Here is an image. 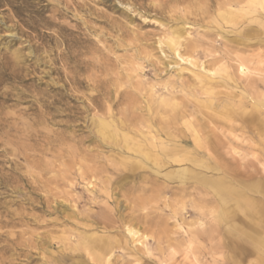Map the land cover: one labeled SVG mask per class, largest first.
Masks as SVG:
<instances>
[{
    "label": "rangeland",
    "instance_id": "rangeland-1",
    "mask_svg": "<svg viewBox=\"0 0 264 264\" xmlns=\"http://www.w3.org/2000/svg\"><path fill=\"white\" fill-rule=\"evenodd\" d=\"M263 202L264 0H0V264H264Z\"/></svg>",
    "mask_w": 264,
    "mask_h": 264
},
{
    "label": "bare ground",
    "instance_id": "bare-ground-1",
    "mask_svg": "<svg viewBox=\"0 0 264 264\" xmlns=\"http://www.w3.org/2000/svg\"><path fill=\"white\" fill-rule=\"evenodd\" d=\"M240 71H244V68H243V66L241 65L240 66ZM241 73V72H240ZM100 120V119H99ZM98 124V123H97ZM104 122H103V120L102 121H100L99 122V127L101 128V127H103L104 126ZM154 138V137H153ZM194 139V138H193ZM146 141H148V140H146ZM157 146V145H156ZM142 147V146H141ZM136 148V147H135ZM146 150V149H145ZM144 150V151H145ZM147 151H149V150H147ZM143 153V152H142ZM215 183V182H214ZM211 185V184H210ZM214 187H215V185H214ZM217 187H219V186H217ZM219 189V188H218ZM234 189V188H233ZM239 190V189H238ZM252 190V189H251ZM261 194V193H260ZM263 194V193H262ZM236 195V194H235ZM235 195H233V196H235ZM263 196V195H262ZM258 200V199H257ZM260 201V200H259ZM238 202V201H237ZM262 202V201H261ZM263 204H264V202H263ZM238 205V204H237ZM222 221V220H221ZM256 224V223H255ZM245 226V225H244ZM247 227V226H246ZM257 229V228H256ZM129 230V232L131 233V232H133V234H135L136 233V231H133V230H130V229H128ZM232 230H233V228H232ZM239 232V231H238ZM256 232H257V230H256ZM244 233V232H243ZM132 234V233H131ZM235 234V233H234ZM259 234V233H258ZM258 234H256L257 236H258ZM194 235V234H193ZM238 235V234H237ZM242 235V234H241ZM249 235V234H248ZM247 235V236H248ZM227 236V235H226ZM251 236V235H250ZM197 237V236H196ZM255 239V238H254ZM138 240V239H137ZM263 240V239H262ZM236 242V241H235ZM238 244V243H237ZM234 245H235V243H234ZM240 245V244H239ZM241 247V246H240ZM244 247L246 248V247H248V246H246V245H244ZM264 247V246H263ZM236 248V247H235ZM259 248V247H258ZM253 249H255V248H253ZM248 250V249H247ZM250 250V249H249ZM259 251V250H258ZM245 252V251H244ZM252 252H254V250L252 251ZM256 252V251H255ZM261 252V251H260ZM263 252V251H262ZM258 253V252H257ZM196 261V260H195Z\"/></svg>",
    "mask_w": 264,
    "mask_h": 264
}]
</instances>
